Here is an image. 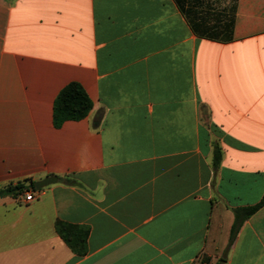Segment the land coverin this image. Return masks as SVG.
<instances>
[{
  "label": "crops",
  "instance_id": "obj_1",
  "mask_svg": "<svg viewBox=\"0 0 264 264\" xmlns=\"http://www.w3.org/2000/svg\"><path fill=\"white\" fill-rule=\"evenodd\" d=\"M70 83L91 110L56 128ZM47 177L0 198V264H264V206L229 242L264 195V0H0V188Z\"/></svg>",
  "mask_w": 264,
  "mask_h": 264
},
{
  "label": "trees",
  "instance_id": "obj_2",
  "mask_svg": "<svg viewBox=\"0 0 264 264\" xmlns=\"http://www.w3.org/2000/svg\"><path fill=\"white\" fill-rule=\"evenodd\" d=\"M91 110V102L87 95L83 91L80 85L77 83H70L65 86L56 96L53 102L52 110V121L54 127L58 128L65 121H79L84 119L89 111ZM220 160V152L218 148H214L213 151V164L218 165ZM31 189L34 191V183L30 180H25L23 182H18L14 185L9 184L0 188V198L12 197L17 198L21 196L25 191ZM264 206V195L261 200L249 207L239 208L234 210V221L231 228L230 240L232 242L234 236L236 235L238 229L242 223L254 215L259 209ZM55 229L59 237L78 255L84 252V242L86 238V230H77V228L68 227L64 224L56 222ZM73 231L74 238L70 237L69 230ZM79 247V249L76 248ZM193 264H207L204 256H198L195 258Z\"/></svg>",
  "mask_w": 264,
  "mask_h": 264
},
{
  "label": "water",
  "instance_id": "obj_3",
  "mask_svg": "<svg viewBox=\"0 0 264 264\" xmlns=\"http://www.w3.org/2000/svg\"><path fill=\"white\" fill-rule=\"evenodd\" d=\"M56 181H57V179L55 177L44 178V179H42V180H40L34 184V189L36 191H39V190H41V189H43L49 185L54 184Z\"/></svg>",
  "mask_w": 264,
  "mask_h": 264
},
{
  "label": "built area",
  "instance_id": "obj_4",
  "mask_svg": "<svg viewBox=\"0 0 264 264\" xmlns=\"http://www.w3.org/2000/svg\"><path fill=\"white\" fill-rule=\"evenodd\" d=\"M34 192H26L23 195L24 202H31L34 199Z\"/></svg>",
  "mask_w": 264,
  "mask_h": 264
}]
</instances>
